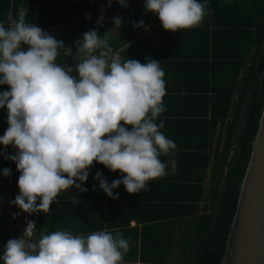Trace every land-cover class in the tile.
<instances>
[{"label": "clouds", "instance_id": "1", "mask_svg": "<svg viewBox=\"0 0 264 264\" xmlns=\"http://www.w3.org/2000/svg\"><path fill=\"white\" fill-rule=\"evenodd\" d=\"M116 2L128 7V0ZM112 3L108 0L109 7ZM207 6L208 0H145V14H156L163 29L176 33L198 26ZM26 17L27 8L21 7L15 18L8 13V27L0 22V85L9 86L0 92L8 123L0 145L16 150L5 159L20 172L19 194L11 203L29 215L47 213L61 191H88L82 185L94 161L124 174L109 184L96 173L94 179L111 199H118L113 190L121 184L129 194L148 192L147 182L166 175L168 164L174 171V159L168 164L160 159L176 149L161 131L164 122L157 123L166 111L161 62L122 61L107 38L92 29L74 42L86 58L74 68L62 66L55 61L58 50L66 48L63 41ZM103 19L97 24L102 26ZM113 22L119 28L121 17ZM143 26V20L133 24ZM10 172L3 169L5 177ZM35 231L36 222L28 221L22 237L7 241L3 264H123L130 251V239L119 230L87 236L54 231L33 242Z\"/></svg>", "mask_w": 264, "mask_h": 264}, {"label": "crops", "instance_id": "2", "mask_svg": "<svg viewBox=\"0 0 264 264\" xmlns=\"http://www.w3.org/2000/svg\"><path fill=\"white\" fill-rule=\"evenodd\" d=\"M198 2L202 3L203 0ZM9 3L11 13L12 8L16 12L14 18L21 7L27 8V23L36 24L57 40L63 41L66 48L58 50L55 61L59 65L74 68L86 58L77 52L74 42L92 29H96L102 38H107L113 51L120 53L122 61L128 58L142 64L147 59L161 62L160 66L165 72L166 95L163 104L166 111L160 114L157 123L164 122L161 131L174 141L176 149L167 156L162 155L160 159L166 164L174 159L176 164L174 171L168 164L166 175L149 180L148 192L129 194L121 184L113 190L114 195L118 193V199H111L99 187V181L94 179L96 173L100 172L109 184L122 179L124 174L112 172L94 161L88 179L82 185L88 189L87 192L81 193L75 187L61 191L47 213L29 215L11 203L19 194L17 181L20 172L15 162L5 159V156L14 155L16 150L12 146L5 149L4 145H0V235L4 233L7 236H0V256L7 241L22 237L27 222L35 221L36 231L31 238L33 242L54 231L67 230L73 235L87 236L97 231L115 234L114 230H119L125 239H130V251L124 257L123 264H177L181 245L177 242L179 238L176 231L183 233L192 227L197 215L203 212L206 196V191H202L194 207V181L197 174L190 150L196 149L195 144L198 143L188 135L186 123L193 119L197 110L203 108V105L188 97L197 95L190 90L204 86V80L200 81L188 72L185 75L179 68L186 67L185 61L191 58L189 55L202 52L203 46L198 44L195 48L188 36L181 37V33L189 29H178L176 33L163 29L156 14H145V0H128V7L121 6L116 0L110 7L108 0H9ZM210 8L208 0L203 19L210 15ZM86 14L90 15V19L86 18ZM101 15L104 17L102 26L97 24ZM116 16L121 17L119 28L113 22ZM141 20L144 26L134 28L133 24ZM2 23L8 27V20ZM179 35L180 39H177ZM67 48H71V51ZM72 74L77 75L75 71ZM6 87L8 91L9 86ZM3 111L7 112V108H0V136L8 128L7 115H3ZM213 146L214 142L210 148ZM211 159L212 153L203 178L204 186L209 179ZM5 168L11 170L7 177L3 175ZM73 197L79 202L73 203ZM14 214L18 215L13 218ZM163 233L166 234L164 245ZM171 236L172 240H169Z\"/></svg>", "mask_w": 264, "mask_h": 264}, {"label": "trees", "instance_id": "3", "mask_svg": "<svg viewBox=\"0 0 264 264\" xmlns=\"http://www.w3.org/2000/svg\"><path fill=\"white\" fill-rule=\"evenodd\" d=\"M210 5L209 16L177 37L188 36L195 48L203 46L202 52L189 55L186 67L179 69L204 80V86L190 90L197 95L188 97L203 108L186 121L188 135L198 143L190 150L192 156L189 154L197 174L194 207L206 191L203 212L192 227L183 233L176 231L181 245L177 264H219L264 106V0H210ZM10 7L9 0H0V22L7 21ZM12 14L16 15L13 8ZM6 86L0 85V90L6 91ZM0 236L7 237L4 233ZM165 237L163 233V245Z\"/></svg>", "mask_w": 264, "mask_h": 264}, {"label": "water", "instance_id": "4", "mask_svg": "<svg viewBox=\"0 0 264 264\" xmlns=\"http://www.w3.org/2000/svg\"><path fill=\"white\" fill-rule=\"evenodd\" d=\"M219 264H264V106Z\"/></svg>", "mask_w": 264, "mask_h": 264}]
</instances>
